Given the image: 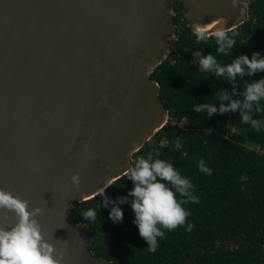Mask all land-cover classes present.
Instances as JSON below:
<instances>
[{
  "label": "water",
  "instance_id": "obj_1",
  "mask_svg": "<svg viewBox=\"0 0 264 264\" xmlns=\"http://www.w3.org/2000/svg\"><path fill=\"white\" fill-rule=\"evenodd\" d=\"M178 1L207 35L247 17L248 0ZM173 2L0 0V189L42 208L36 219L63 264H113L88 250L89 225L67 217L74 201L125 175L168 121L150 74L171 54ZM15 222L0 209V226ZM238 239L194 246L185 264Z\"/></svg>",
  "mask_w": 264,
  "mask_h": 264
},
{
  "label": "trees",
  "instance_id": "obj_2",
  "mask_svg": "<svg viewBox=\"0 0 264 264\" xmlns=\"http://www.w3.org/2000/svg\"><path fill=\"white\" fill-rule=\"evenodd\" d=\"M173 8L176 38L170 41V57L150 74L160 87L159 99L169 118L133 155V162L158 149L159 158L171 161L192 180L199 203L190 202L185 207L191 212L186 223L191 222L193 227L190 231L186 226L164 230L157 250L149 252L133 223L130 204L120 205L123 219L114 223L109 218V208L100 209L101 197L96 195L74 201L67 220L71 224H88L92 231L88 250L94 257H103L113 264H185L192 247L211 250L240 236L242 239L234 245L223 246L215 253L195 251L190 264H264V127L257 131L250 123H242L239 111L207 118L206 113L192 110L198 103L219 102L217 90H226L231 98L241 99L246 82L264 76V72H258L253 77H238L233 85L226 77L205 72L192 55L195 50L212 53L223 65L242 53L249 58L253 52L264 54V0H248L246 20L227 31L237 33V45L228 55L216 52L213 35H208L206 42H197L182 3L174 0ZM244 40L246 43L240 45ZM253 118L264 121V101ZM176 143L182 147L174 148ZM201 159L212 169L211 174L199 170ZM131 187L125 174L105 192L115 199L127 194ZM88 207L98 210L94 221L82 218V211Z\"/></svg>",
  "mask_w": 264,
  "mask_h": 264
},
{
  "label": "clouds",
  "instance_id": "obj_3",
  "mask_svg": "<svg viewBox=\"0 0 264 264\" xmlns=\"http://www.w3.org/2000/svg\"><path fill=\"white\" fill-rule=\"evenodd\" d=\"M235 2L236 0H232L233 4ZM193 33L197 42L208 40L203 27L193 26ZM236 35L235 32L229 34L221 20L213 33L216 52L224 55L232 53L237 45ZM246 40L240 45L245 44ZM192 55L205 72H210L217 78L226 77L233 85L238 77H253L258 72H264V54L261 52H253L251 58L242 53L235 56L231 63L223 65L212 53L204 54L201 50H195ZM216 95L219 102L198 103L193 105L192 110L198 114L206 113L207 118H213L217 113L239 111L242 123H250L257 131L264 127V121L253 118V114L261 110V102L264 101V76L246 82L241 99L231 98L226 90H217ZM173 147L180 149L182 144L176 143ZM159 157V150L154 149L146 157H138L130 163L126 176L132 187L127 194L115 199L106 195L105 190L112 184L111 181L99 187L96 193L101 197L100 209L108 207L109 218L114 223L123 219L120 205L130 204L134 213L133 223L137 226L140 237L146 241L149 252L157 250L159 240L165 236L164 230L171 231L178 226H186V230L190 231L193 224L186 223V218L191 212L185 205L190 202L199 203L192 180L182 175L171 161ZM198 168L207 174L212 172L203 159L199 161ZM70 179L73 186L78 188L79 175L74 173ZM0 209L12 211L16 215V222L10 228L0 226V264H63V252L57 251L54 244L45 239V233L36 219L42 212L41 207L35 206L28 210V201L0 189ZM97 213V208L88 207L81 215L87 222L94 221Z\"/></svg>",
  "mask_w": 264,
  "mask_h": 264
},
{
  "label": "built area",
  "instance_id": "obj_4",
  "mask_svg": "<svg viewBox=\"0 0 264 264\" xmlns=\"http://www.w3.org/2000/svg\"><path fill=\"white\" fill-rule=\"evenodd\" d=\"M169 57H170V55L167 58H169Z\"/></svg>",
  "mask_w": 264,
  "mask_h": 264
}]
</instances>
